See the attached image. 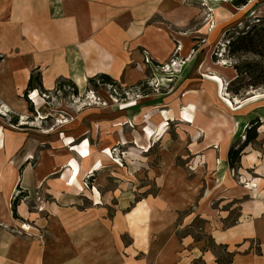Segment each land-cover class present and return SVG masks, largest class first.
<instances>
[{
	"label": "crops",
	"instance_id": "obj_1",
	"mask_svg": "<svg viewBox=\"0 0 264 264\" xmlns=\"http://www.w3.org/2000/svg\"><path fill=\"white\" fill-rule=\"evenodd\" d=\"M185 1L0 0V99L21 118L26 116L23 92L33 73L41 75L48 92L62 79L85 90L88 80L99 74L129 87L140 84L143 76H137L132 66L142 63L143 52L155 64L166 62L173 42L181 39L177 28L191 23L194 12L184 6ZM166 111L170 115L171 110ZM76 118L80 128L61 131L65 139L89 141L91 156L85 159L65 148L56 133L36 137L23 132L16 141L10 132H0V153L13 159L10 166L19 170L21 185L42 188L53 197L46 205L49 239H21L16 244L3 238L0 264H218V258L228 254L233 255L230 264H264V150H245L240 165L231 169L228 154L239 137L230 129L220 130L217 119L204 124L199 118L194 121L192 114H183V121L199 124L204 135L199 138L192 128L180 136L186 149L177 142L173 145V152L188 150L200 163L196 178L177 176L181 180L177 201L163 189L139 200L135 191L118 195L122 187L100 198L90 192L80 195L67 182L74 175L70 160L80 164L76 179L80 181L102 158L101 150L117 146L121 138L114 128L113 145H106V132H101L98 149L92 148L94 131L81 115ZM161 122L157 116V124ZM125 131L128 144L134 143L136 133ZM40 143L49 146L40 150ZM38 153L40 160L34 165L31 160ZM128 175H133L132 168ZM83 201L89 205L83 208ZM19 209L28 212L24 205ZM185 211L189 212L180 221ZM197 219L205 223V233L222 255L192 235L179 238L182 225L191 227Z\"/></svg>",
	"mask_w": 264,
	"mask_h": 264
},
{
	"label": "rangeland",
	"instance_id": "obj_2",
	"mask_svg": "<svg viewBox=\"0 0 264 264\" xmlns=\"http://www.w3.org/2000/svg\"><path fill=\"white\" fill-rule=\"evenodd\" d=\"M184 6L192 8V20L189 26L177 28L181 39L173 42L168 60L155 64L149 54L143 52L142 63L132 66L137 76H143L140 84L129 87L122 81L118 83V89L101 84L97 87L88 85L87 89L78 90V94L66 85L58 92L56 87L45 93L46 96L39 89H26L23 98L29 110L22 118L20 113L0 99V132L7 135L10 132L16 141L23 132L36 137L56 133L65 148L79 159H85L91 156L89 141L81 138L65 139L61 130L67 132L72 128H80L76 116L81 115L85 119L84 123L94 131L91 133L94 138L92 148L98 149L97 141L100 140L101 132H106V145H113L112 129H117L121 143L103 148L100 152L102 158L81 176L80 181L76 180L80 174L78 160L73 159L68 163L74 168V175L70 178L71 182L67 181L68 184H72L80 195L90 192L91 196L98 198L122 187L117 192L120 196L125 191H135V199L139 200L158 195L163 189L169 198L177 201V183H181L177 176L196 178L195 172L200 163H197L198 156L188 150L173 152V145L177 142L180 149H186V141H182L180 136L189 134L192 128L198 130L194 131H197L199 138L204 135L197 128L199 124L183 121V114H192L194 121L199 118L204 124L209 119L219 120L217 125L220 130L230 129L239 137L237 148L246 142L247 132L254 127L250 120L257 116L254 120L259 119L260 122L258 138L245 150H264V87L250 88L238 96L231 91L238 77L234 66L253 59L251 56H231L227 48L230 40L255 23V18L264 17V0H249L248 5L241 8L234 7L232 0H186ZM167 99H171L172 103H168ZM164 104L169 108H162ZM173 105L177 106L174 108ZM167 109L171 110L170 115ZM157 116L163 122L157 124ZM15 117L19 118L18 125L11 124ZM21 125L28 128L21 129ZM103 125L108 127L101 131ZM125 129L131 134L136 133L135 139L131 140L134 143L128 144L130 139ZM123 141L127 143L123 145ZM40 144L44 145H40V150L49 146ZM34 157L31 161L35 165L40 160V153ZM12 162L8 154L0 153V167L5 166L0 168V241L3 238L16 244L21 239L45 241L49 239L46 230L50 216L46 205L53 197L42 188L33 190L23 187L19 170L11 169ZM130 168L132 176L128 175ZM158 179H161L160 183ZM24 193L26 196L20 206L24 205L28 212L21 211L18 206V219H14L13 201ZM88 205L87 201H83V208ZM188 212L181 213L180 221ZM204 227L205 223L197 219L191 227L182 225L177 234L181 239L191 233L194 239L204 241L214 252L222 255V251L214 246L205 233Z\"/></svg>",
	"mask_w": 264,
	"mask_h": 264
},
{
	"label": "trees",
	"instance_id": "obj_3",
	"mask_svg": "<svg viewBox=\"0 0 264 264\" xmlns=\"http://www.w3.org/2000/svg\"><path fill=\"white\" fill-rule=\"evenodd\" d=\"M249 0H232V5L236 8H241L248 5ZM255 23L249 27V29L242 31L235 38L229 41L228 43V53L231 56L238 55L239 57H250L253 59L250 62H245L244 64L235 65L234 68L238 73V77L234 80L233 87L231 91L236 95H240L243 91L248 89H258L264 87V17L255 18ZM253 57V58H252ZM0 56V63L2 61ZM99 84L120 87L118 83L112 79L109 75L99 74L88 80V85L97 87ZM70 86L74 89L75 93L78 94L77 86L70 80L62 79L57 84V92L60 91L64 86ZM39 89L43 94L47 93L42 85L41 75L32 74L28 83L27 91ZM32 111V108H31ZM19 118L15 117L12 120V125H18ZM251 125L254 127L250 128L247 132L246 142L241 147H232L228 154L229 166L231 169H235L240 165L241 157L245 148H247L251 142L255 141L258 138L257 129L260 127L259 119L252 120ZM25 194V193H24ZM25 195L19 196L12 204V213L13 218L18 219L17 208L20 205L21 201L25 198ZM188 235H191L188 234ZM196 240V239H195ZM211 240V238H210ZM198 241V240H197ZM212 241V240H211ZM218 258V264H230L232 262L233 255L228 254Z\"/></svg>",
	"mask_w": 264,
	"mask_h": 264
},
{
	"label": "built area",
	"instance_id": "obj_4",
	"mask_svg": "<svg viewBox=\"0 0 264 264\" xmlns=\"http://www.w3.org/2000/svg\"><path fill=\"white\" fill-rule=\"evenodd\" d=\"M110 87H112L111 89H116L117 87H114V86H110ZM118 89V88H117ZM44 96H46L45 94H43Z\"/></svg>",
	"mask_w": 264,
	"mask_h": 264
},
{
	"label": "bare ground",
	"instance_id": "obj_5",
	"mask_svg": "<svg viewBox=\"0 0 264 264\" xmlns=\"http://www.w3.org/2000/svg\"><path fill=\"white\" fill-rule=\"evenodd\" d=\"M257 18H258V17H257ZM148 135H149V133H148ZM120 141H121V140H120ZM126 143H127V142H124V141H123V145L126 144ZM63 167H64V166H63Z\"/></svg>",
	"mask_w": 264,
	"mask_h": 264
}]
</instances>
